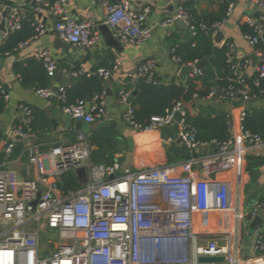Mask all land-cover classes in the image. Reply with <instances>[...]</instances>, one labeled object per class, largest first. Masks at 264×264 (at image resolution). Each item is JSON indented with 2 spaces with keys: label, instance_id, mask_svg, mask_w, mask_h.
Listing matches in <instances>:
<instances>
[{
  "label": "built area",
  "instance_id": "1",
  "mask_svg": "<svg viewBox=\"0 0 264 264\" xmlns=\"http://www.w3.org/2000/svg\"><path fill=\"white\" fill-rule=\"evenodd\" d=\"M35 13L47 12L58 18L54 32L67 44L82 50L96 47L100 41V30L89 21L63 19V5L69 0H55L51 5L46 0H33ZM188 0H179L177 14L161 24L170 27L178 19L185 24L192 36L198 31L213 36L221 31L227 18L235 9L230 2L226 19L222 23L196 25L186 12ZM256 11L244 19L252 33L243 34L244 39L257 57L259 80H264V2L251 0ZM105 24L112 36L123 43L140 44L149 39L152 29L147 25L151 9L136 10L128 0L105 4ZM7 12L9 33L19 31L25 16L16 7L0 3V20ZM37 34L19 44L16 50L28 45L31 40L44 35V24H36ZM229 49L227 63L231 71L229 86L215 89L208 100H219L234 105L237 96L243 107L258 99L252 95L246 83L252 61L236 57ZM8 55V54H7ZM47 74L55 78L58 63L53 53L45 50L39 54ZM189 78L203 76L195 64ZM120 65L117 61L113 70ZM137 78L151 84L169 85L156 77L154 61L147 60L137 66ZM86 75L103 80L112 77V70L98 69L93 72L77 70L75 78ZM35 90L44 99H56L62 104L64 114L75 121L87 124L103 122L107 117L105 93L90 102L79 100L67 104L66 86ZM176 84H182L176 80ZM0 89L9 101V94L0 84ZM132 91L123 89L118 100L126 107L124 121L136 130L154 133L176 125L182 144L194 151L216 148L203 158L195 156L180 167L184 175H174L172 167L145 162L138 171H125L120 177L119 162L112 165H95L91 161L92 146L88 136L76 132L73 143H58L49 152H40L34 141L32 129L34 111L27 104H20L21 119L13 126L12 138L0 151V264H264V232L257 229L250 257L241 255L243 217L238 204H231L235 214L234 226L228 230L202 231L196 227V215L210 210L209 198H203V189L214 176L223 173H239L248 155L262 152L264 139L243 126L245 111L238 123H228V139L224 142L198 139V131L189 124L188 112L181 103L167 109L162 116H153L148 125L134 120L135 107L130 101ZM264 99V92L261 93ZM179 114V120L175 119ZM171 139L170 141L175 142ZM23 146L21 157H26V178L9 167L15 150ZM198 169H194V168ZM85 168L87 179L78 190L63 189L62 178L69 173L77 176V170ZM114 177V178H113ZM40 195V198L38 197ZM37 201L35 208L32 203ZM263 204H258L249 214L253 221ZM225 257L222 263L200 262L201 257Z\"/></svg>",
  "mask_w": 264,
  "mask_h": 264
},
{
  "label": "crops",
  "instance_id": "2",
  "mask_svg": "<svg viewBox=\"0 0 264 264\" xmlns=\"http://www.w3.org/2000/svg\"><path fill=\"white\" fill-rule=\"evenodd\" d=\"M46 1L51 5L52 0ZM120 1L69 0L65 3L62 6L63 14L61 17L92 22L100 30V41L96 47L89 50H82L71 44H67V48L57 50L54 48V41L57 38L54 26L58 20L57 17L47 12L36 14L33 0H0L1 4L18 8L21 14L25 16V20L29 19L30 16L36 24H44L47 29L44 35L31 40L26 47L16 50L12 54L2 55L0 52V56L4 59L0 68V84L9 94L7 107L0 114V148L11 140L13 126L21 119L19 105L24 103L34 111V122L37 127V130L33 131L34 141L37 143L40 152L47 153L51 146L61 142H75L77 131L84 132L89 140L96 132H103L107 136L103 141L106 155L98 159V162H92L95 165H112L119 162L121 170L116 174V177H120L124 173L122 172L124 164L131 162L130 170L136 172L147 161L172 167L174 175H184L186 172L180 167L183 163L195 156L203 158L208 153L215 151L216 148L214 147L194 151L187 149L182 142L178 143V139L175 140L178 134L176 125L149 134L134 129L124 121L123 113L126 107L120 104L118 95L123 89L133 91L138 81L137 66L141 62L151 60L155 62L156 77L159 81L165 83L171 82L173 79L179 80L180 67L172 58L171 53L174 44L186 39L189 30L175 23L170 27L161 26L163 22L177 14L179 0H128L136 10H142L146 7L151 9L147 18V25L152 29V34L148 40L140 44L120 42L110 36V30L104 32L100 29L101 26L106 25L105 4ZM232 2L235 3L234 12L227 18L221 29L224 40L221 44L215 43V45L220 47L231 43L233 46L231 53L234 56L250 59L253 51L244 39L241 26L246 17L255 13L256 8L251 0H232ZM186 6L189 10L196 11L200 16H209L218 12L220 0H188ZM1 21L2 19L0 23ZM9 34L4 35L0 41V46ZM112 39L119 43L117 48L110 44ZM45 50L51 51L58 63L56 77L51 78L53 89L67 82L75 81L77 78L73 76V72L77 70L93 72L103 67L112 70V77L104 81L107 117L103 122L87 124L75 121L64 114L62 104L58 100L41 98L36 94L34 87L25 88L22 85L18 74L14 71V66L16 64L26 66L31 60H39V54ZM117 61H120V65L116 70H113ZM60 74L61 81L59 82L57 79ZM252 74L254 73L250 68L247 75L250 77ZM209 101L207 106H211L217 112H224L234 123H238L241 114L247 109V105L243 110L242 105H230L217 99ZM249 106V109H264V99H256ZM171 139L175 142L170 141ZM91 146V157L93 158L98 146ZM22 148L23 146L15 150L9 167L16 170L21 178H26L24 166L27 159L21 157ZM178 149L189 150L192 155L191 158L183 159L182 152ZM194 169L198 168L195 167ZM203 198H209L212 208L204 211L201 219L195 221L198 229L211 232L233 228L235 214L231 212L230 207L231 204L235 206L236 203L243 217L242 226L249 229V214L258 204H263L258 216L263 219L260 230L264 232V149L262 152H254L248 155L239 173L231 172L214 176L203 189ZM249 237L251 239L249 244L252 242L250 244L252 251L254 233L249 234ZM242 241L243 238L241 237V255ZM251 253L252 256L253 251ZM245 257L250 256L245 255Z\"/></svg>",
  "mask_w": 264,
  "mask_h": 264
},
{
  "label": "trees",
  "instance_id": "3",
  "mask_svg": "<svg viewBox=\"0 0 264 264\" xmlns=\"http://www.w3.org/2000/svg\"><path fill=\"white\" fill-rule=\"evenodd\" d=\"M264 2V0H260ZM55 0L51 1L53 4ZM232 0H220L219 10L209 16H200L194 10H189L186 6V12L192 21L199 25L206 23L208 25L222 23L227 16L229 3ZM116 3V2H115ZM29 19L23 21L22 28L9 34L0 46L2 55L12 54L16 51L19 44L34 37L36 32V23L29 16ZM243 34L252 33V29L246 24L241 26ZM229 49L226 44L218 47L215 45L213 35L198 31L195 36L190 32L182 42L177 41L172 48L171 56L173 59L180 60V64L189 65L206 62V74L203 76L189 78L186 84H176L173 79L169 85L151 84L145 79H138L133 92L136 96L132 100L135 107L134 120L143 126L149 124L151 117L162 116L167 109L172 108L176 103H181L188 112L187 120L189 124L198 131V139L209 142L216 140L224 142L228 139V123L230 118L224 112H217L211 106L204 107L199 104L200 101L208 100V97L215 89H226L229 86L231 71L227 63ZM102 69H107L103 67ZM77 70V69H75ZM15 73L18 74L22 85L25 88L34 87L35 90L51 87L52 79L48 76L44 64L41 60H31L27 65L16 64ZM257 73L247 78L246 83L250 86L251 94L262 99L264 92V80H259ZM7 91V90H6ZM105 93L104 81L98 76L83 75L71 81L66 86L67 104H75L79 100L90 98L93 100ZM8 101L0 89V114H2ZM241 105L239 97L234 104ZM198 109V111H195ZM243 126L254 134H258L264 139V109H248L245 111ZM33 131L37 130L33 121ZM107 136L103 132H96L89 140L91 145L98 146L97 152L91 157V161L98 162V159L105 157L103 141ZM179 150V149H178ZM182 152L183 159L191 158V153L187 149L179 150ZM63 189H80L81 185L75 174L69 173L62 178Z\"/></svg>",
  "mask_w": 264,
  "mask_h": 264
},
{
  "label": "water",
  "instance_id": "4",
  "mask_svg": "<svg viewBox=\"0 0 264 264\" xmlns=\"http://www.w3.org/2000/svg\"><path fill=\"white\" fill-rule=\"evenodd\" d=\"M6 17H7V12H4L3 13V16H2V21L0 23V41L1 39L4 37L5 34H8L9 33V30L7 29V24H6ZM175 24L178 25V26H182L183 28H185V24L182 23L180 20H176L175 21ZM102 31H106L107 30L109 31L108 27L106 25H103L101 26L100 28ZM110 32V31H109ZM110 36H112L111 32H110ZM224 40V34L222 31H219L215 36H214V41L216 44H221L222 41ZM110 44L114 47H118L119 46V43L115 40V39H112V42H110ZM67 43H65L64 41H62L61 39H59L58 37L55 39L54 41V48L59 50L61 48H67L66 47ZM250 59L252 61V70H253V73H255V70H256V67H257V57L255 56V54H252L250 56ZM4 59L0 56V68H1V65L3 63ZM196 68L201 70L203 72V78H205V74H206V62H201V63H198L196 65ZM194 68L193 67H190V66H185V67H182L180 68V71H179V75H178V78H179V81L182 83V84H186V82L188 81L189 79V76L190 74L193 72ZM59 82L61 81V74L59 76V78L57 79ZM102 81H105L101 78ZM57 90V88H55V91ZM136 96V92H133L132 96L130 97V101L132 102L133 98ZM86 101L90 102V98H86ZM210 101L209 100H203V101H200V105L202 106H207L209 105ZM249 105H247V109H249ZM179 117L180 115L177 114L175 119L178 121L179 120ZM182 142V139L179 138L178 139V143H181ZM3 148V147H2ZM0 148V151L1 149ZM207 151V150H206ZM122 172H125V171H128L131 169V162H129V164H124L123 165V168H122ZM77 176H78V179L81 181L82 184H85L86 182V179H87V172L85 170V168H80L77 170ZM114 178V177H113ZM40 198V195L38 196ZM32 207L35 208L36 205H37V201L33 202L32 204ZM263 225V219L259 216H257L256 218L253 219V221H251L250 225H249V230H250V233L253 234L257 229H260ZM200 262H206V263H222L225 261V257L223 256H217V257H201L199 259Z\"/></svg>",
  "mask_w": 264,
  "mask_h": 264
},
{
  "label": "rangeland",
  "instance_id": "5",
  "mask_svg": "<svg viewBox=\"0 0 264 264\" xmlns=\"http://www.w3.org/2000/svg\"><path fill=\"white\" fill-rule=\"evenodd\" d=\"M81 188V187H80ZM201 215L202 214H197L196 215V220H200L201 219ZM230 221V220H229ZM231 222V221H230ZM200 223V222H198ZM245 223V222H244ZM196 227H197V223H196ZM243 227V226H242ZM249 234L250 233V230L249 229H246L245 227H243V230H242V238H243V241H242V256L245 257V255H249L251 256V243L249 244V241L251 240L250 237H249Z\"/></svg>",
  "mask_w": 264,
  "mask_h": 264
}]
</instances>
